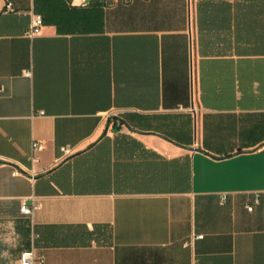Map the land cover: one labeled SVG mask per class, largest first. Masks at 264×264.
<instances>
[{"label":"crops","instance_id":"crops-1","mask_svg":"<svg viewBox=\"0 0 264 264\" xmlns=\"http://www.w3.org/2000/svg\"><path fill=\"white\" fill-rule=\"evenodd\" d=\"M9 1L0 264H264V0Z\"/></svg>","mask_w":264,"mask_h":264},{"label":"built area","instance_id":"built-area-1","mask_svg":"<svg viewBox=\"0 0 264 264\" xmlns=\"http://www.w3.org/2000/svg\"><path fill=\"white\" fill-rule=\"evenodd\" d=\"M14 9L15 8L13 6V3L11 1L7 0L6 10L7 11H13ZM42 24H43L42 15H39V14L36 15L34 20H33L32 27L30 29V34L38 33L41 29ZM33 148H34V150H39L41 148V143L35 141L33 143ZM62 150H63L64 154H66V155L70 154L72 151V149L70 147H67V146L62 147ZM34 159L37 161V160H39V157L35 156ZM41 205H42L41 202H36V201H34L30 204H28L26 202H22L21 207H20V211L23 214L32 215L36 209L41 207ZM248 208L250 210H252L253 206L249 205ZM19 264H44V255L37 248H31V249L25 250L21 254Z\"/></svg>","mask_w":264,"mask_h":264},{"label":"trees","instance_id":"trees-1","mask_svg":"<svg viewBox=\"0 0 264 264\" xmlns=\"http://www.w3.org/2000/svg\"><path fill=\"white\" fill-rule=\"evenodd\" d=\"M43 17V16H42ZM43 22H44V18H43Z\"/></svg>","mask_w":264,"mask_h":264}]
</instances>
